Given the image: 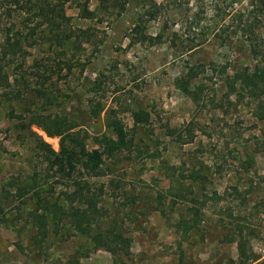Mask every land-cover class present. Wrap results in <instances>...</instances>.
Returning a JSON list of instances; mask_svg holds the SVG:
<instances>
[{
  "label": "rangeland",
  "instance_id": "rangeland-1",
  "mask_svg": "<svg viewBox=\"0 0 264 264\" xmlns=\"http://www.w3.org/2000/svg\"><path fill=\"white\" fill-rule=\"evenodd\" d=\"M100 1L63 0L72 28L86 31L82 50L69 73L47 82L53 107L31 110L45 116L99 103L100 117L74 129L87 149L97 148L95 137L113 136L110 110L131 144L99 176L76 175L97 202L90 236L49 220L42 231L36 200L58 204L74 184L47 172L34 139L18 135L30 118L26 103L0 97V264H264V61L249 48L264 51V0H143L122 13ZM3 8L0 0V44L18 22ZM144 12L154 17L140 18ZM137 24L158 42L132 43ZM25 50V69L57 60L48 44ZM19 63L5 70L12 83L30 71ZM134 111L147 113L148 125H134ZM31 130L59 151L58 137Z\"/></svg>",
  "mask_w": 264,
  "mask_h": 264
},
{
  "label": "trees",
  "instance_id": "trees-1",
  "mask_svg": "<svg viewBox=\"0 0 264 264\" xmlns=\"http://www.w3.org/2000/svg\"><path fill=\"white\" fill-rule=\"evenodd\" d=\"M142 1L101 0L100 2L104 10H118L119 13H122L127 11V5L136 8ZM1 3H5L3 11L6 12V15L8 17L15 16L18 22L10 24L3 30L4 38L0 44V97L6 101H23L26 103L25 105L30 108L27 110V116L30 118L28 123L20 122L18 135L24 134L34 139L37 157H40L47 172L53 171V177L74 184L66 185V189L71 186L74 188L69 193H64L65 200L58 202V204L48 202L45 200L46 197L37 199V205H42L39 208L42 213L33 215V221L39 225V228H42V231H46V224L49 220L54 227L65 223L75 231L90 236V229L94 224L93 221H95L97 212V202L93 197L87 195L88 193L85 192L83 186L86 183H78L76 175L82 173L89 178L99 176L104 161L115 158L122 151H127L131 139L128 138L123 120L116 115V111L110 110L105 118V126L112 132L113 136L105 134L97 136L94 138V144L97 148L87 149L86 140L79 137L74 129L79 126H89L92 120L100 117L104 108L99 103L92 102L86 109L71 108V114L65 113V109L60 110L62 114L54 113L45 116L36 115L32 112L31 108L37 107L38 104L47 105L49 108L53 107L56 97L48 95L45 86H47L48 81H51L53 75L60 76L64 69L67 70V73L72 70V60L82 50L86 31L72 28L70 18L62 14L63 0H1ZM94 15L95 12H86L85 14L86 17H94ZM139 16L140 18L154 17L150 12H144ZM131 31L134 34L131 38L134 44L148 41L152 44L158 42L157 37L149 36L140 24L133 27ZM45 44L49 45V49L54 50L57 60L50 61L49 58L47 60L45 58L34 60L29 66L30 71H25L29 70L24 68L28 56L25 48ZM249 48L255 57H259L261 62L264 61V51H260V46L251 45ZM69 53L71 54L70 58H68ZM17 61H20L19 69L25 72L20 75V79H15L12 83L5 70ZM88 65L80 63L82 69ZM262 73L264 75L263 71ZM255 77H257L256 74ZM49 83L52 85L51 82ZM33 84L36 87L32 88ZM131 118L134 125H148L149 123V115L144 111L132 112ZM31 126H36L48 137H58L59 151L55 152L39 135L31 130ZM164 128L169 135L175 133L174 129L168 125ZM1 199L0 196V221L5 215ZM113 239L118 243L117 249L119 251L124 252L126 249L125 253H128V246L122 236L115 235ZM239 252L240 257H242L245 249L241 244H239ZM257 260L254 258L253 262Z\"/></svg>",
  "mask_w": 264,
  "mask_h": 264
}]
</instances>
